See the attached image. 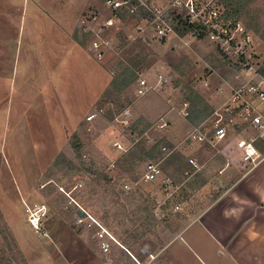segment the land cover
<instances>
[{
  "label": "rangeland",
  "instance_id": "374dc122",
  "mask_svg": "<svg viewBox=\"0 0 264 264\" xmlns=\"http://www.w3.org/2000/svg\"><path fill=\"white\" fill-rule=\"evenodd\" d=\"M215 1L231 6L228 15L252 34L248 61L264 69V0H241L235 15V1ZM103 3L0 0V264H238L227 254L231 247H216L195 220L222 193L221 158H240L230 146L237 148L246 131L228 117L232 128L220 145L192 142L190 135L202 124L212 133L208 118L238 84L242 65L192 34L162 43L138 36L128 17L104 32L108 48L97 61L79 27L100 26L109 16ZM120 64L156 90L139 98L132 86L116 95L110 81ZM195 95L209 110L193 124ZM90 114L96 117L87 122ZM147 164L161 170L153 182L142 180ZM102 231L114 240L104 236L107 252L97 236Z\"/></svg>",
  "mask_w": 264,
  "mask_h": 264
},
{
  "label": "built area",
  "instance_id": "2783aa9c",
  "mask_svg": "<svg viewBox=\"0 0 264 264\" xmlns=\"http://www.w3.org/2000/svg\"><path fill=\"white\" fill-rule=\"evenodd\" d=\"M136 2L137 6H130L129 0H104L103 4L108 9L109 16H106L100 26H92L93 22L89 21L80 22L79 32L91 39L89 50L95 60L100 61L108 48V43L102 39L104 32L118 28L126 17L136 22L135 31L138 36L144 33L146 38L150 41L155 40L154 42L157 43L166 41L170 35L176 36L170 25L171 20L183 19L186 24L195 28L190 34L194 37L202 35V39L210 42L219 54L242 65L238 84L230 87L229 92L224 95L222 106L215 109L208 118L214 126L212 133H205L202 124L193 128L190 140L197 143L207 142L210 146H216L225 140L228 130L232 128L226 118L237 119L243 126V128L238 127L240 130L252 131L251 134L241 137L237 143L241 151V161L250 170L255 168L261 160L256 145L264 144V116L260 110V107L264 105V76L260 69L253 67L248 61L254 45L252 34L238 21L227 18L226 10L224 8L222 10V6L217 5L215 0H171L165 7L148 5L140 0ZM139 10L147 13L150 18L136 19ZM99 15H94L93 21ZM136 76L133 84L136 97H144L156 90L155 86L149 84L141 73L137 72ZM155 81L160 86L165 81L164 76L159 74ZM188 109L187 103L181 105L180 111L183 118L188 117ZM99 112L102 113V110ZM95 117V114H90L86 120L91 122ZM188 162L195 166L193 160ZM160 175L161 170L158 165L147 164L144 166L142 180L153 182ZM81 222V219L77 220L78 224ZM97 236L99 240L106 236L109 241L114 242L105 231ZM104 240L101 241V249L107 252L108 243L106 239Z\"/></svg>",
  "mask_w": 264,
  "mask_h": 264
},
{
  "label": "crops",
  "instance_id": "0c3cea01",
  "mask_svg": "<svg viewBox=\"0 0 264 264\" xmlns=\"http://www.w3.org/2000/svg\"><path fill=\"white\" fill-rule=\"evenodd\" d=\"M260 110L264 116V105ZM249 132L252 131L247 130L243 135ZM256 146L261 160L251 170L242 163L241 155L229 158L224 154L223 166L219 169L222 193L195 220L216 247H231L227 254L238 264H264V150H261L264 144ZM230 151L240 154V149L233 145ZM219 252V256L225 257V253Z\"/></svg>",
  "mask_w": 264,
  "mask_h": 264
},
{
  "label": "trees",
  "instance_id": "16d2710c",
  "mask_svg": "<svg viewBox=\"0 0 264 264\" xmlns=\"http://www.w3.org/2000/svg\"><path fill=\"white\" fill-rule=\"evenodd\" d=\"M226 1L229 2L228 6L231 5V3L233 1H235V4L237 6L235 9H233L234 10L233 15L237 14V10L240 9L241 0H226ZM129 5L130 6H137L136 0H129ZM229 8H231V6L227 7V10L225 9L226 10L225 16L227 18H231V16L228 15ZM137 14H138V17H135V18L138 20L142 19V18H150V16L147 13H144L142 10H139L137 12ZM170 25L172 26L176 36L180 37V38H183L186 34L192 33L195 29V28H193V26L186 24L184 22V20L181 18L172 19ZM198 38L202 40L203 36L199 35ZM117 71H118V74H116V76L110 81V87L112 89L111 91H114L115 93H117L116 95H118V94L120 95L124 91L130 89V87L133 86L137 76L135 73L136 71H134L133 68L128 66V65L120 64L118 66ZM260 72L264 76V69H262ZM195 97H196L198 104L195 103L194 107L198 106V108H200V109H197V108L195 109V111H194V114L196 115L195 118H192L191 116L189 117L191 123H193V124L196 120L201 121L204 117H206L207 112L209 110V106L206 103H204L198 96L195 95ZM112 103H115V102L112 101ZM109 114H111V113H109ZM188 116H189V114H188ZM198 123H196L195 125H197ZM237 129L240 130V128H237ZM72 149L74 150V153H75L77 162L79 164V167L83 168L85 166V163H84L83 158H82V152H81L82 146L77 139H74V141L72 142ZM70 165L72 166V163ZM88 170H90V169L88 168ZM92 174L96 175L95 173H92ZM98 176L103 179L105 184L111 183L110 177H108L102 173H99ZM204 184H205V182H201L199 185L194 186V190L200 189L201 187H203ZM113 188H112V191L109 193L111 196H113V198H116V193L114 194Z\"/></svg>",
  "mask_w": 264,
  "mask_h": 264
},
{
  "label": "water",
  "instance_id": "95a60500",
  "mask_svg": "<svg viewBox=\"0 0 264 264\" xmlns=\"http://www.w3.org/2000/svg\"><path fill=\"white\" fill-rule=\"evenodd\" d=\"M77 214H78L79 217L83 216V213H81V212H78Z\"/></svg>",
  "mask_w": 264,
  "mask_h": 264
},
{
  "label": "bare ground",
  "instance_id": "6f19581e",
  "mask_svg": "<svg viewBox=\"0 0 264 264\" xmlns=\"http://www.w3.org/2000/svg\"><path fill=\"white\" fill-rule=\"evenodd\" d=\"M36 221H34V223H35Z\"/></svg>",
  "mask_w": 264,
  "mask_h": 264
}]
</instances>
